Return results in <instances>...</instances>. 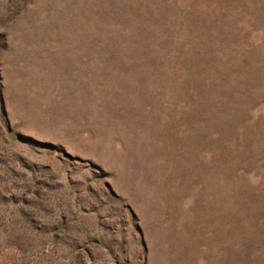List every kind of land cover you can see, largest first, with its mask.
I'll return each mask as SVG.
<instances>
[{"label": "rangeland", "instance_id": "1", "mask_svg": "<svg viewBox=\"0 0 264 264\" xmlns=\"http://www.w3.org/2000/svg\"><path fill=\"white\" fill-rule=\"evenodd\" d=\"M0 264H264V0H0Z\"/></svg>", "mask_w": 264, "mask_h": 264}]
</instances>
